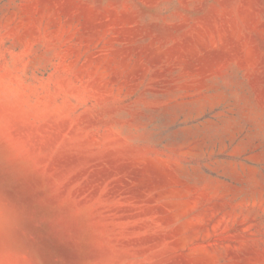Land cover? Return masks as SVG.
Here are the masks:
<instances>
[{
	"label": "rangeland",
	"instance_id": "rangeland-1",
	"mask_svg": "<svg viewBox=\"0 0 264 264\" xmlns=\"http://www.w3.org/2000/svg\"><path fill=\"white\" fill-rule=\"evenodd\" d=\"M0 264H264V0H0Z\"/></svg>",
	"mask_w": 264,
	"mask_h": 264
}]
</instances>
